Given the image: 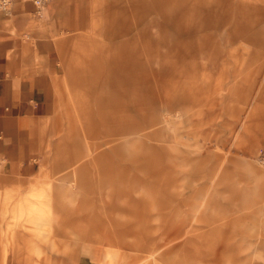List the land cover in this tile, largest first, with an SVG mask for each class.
Masks as SVG:
<instances>
[{
	"label": "rangeland",
	"instance_id": "1",
	"mask_svg": "<svg viewBox=\"0 0 264 264\" xmlns=\"http://www.w3.org/2000/svg\"><path fill=\"white\" fill-rule=\"evenodd\" d=\"M153 1L55 3V107L38 171L0 178V264H88L93 246L116 264H264V181L245 195L257 184L248 160L264 174V0ZM33 2L12 0L0 21L35 19ZM261 89L245 134L240 117ZM104 205L123 225L107 223ZM72 206L101 227H67Z\"/></svg>",
	"mask_w": 264,
	"mask_h": 264
},
{
	"label": "crops",
	"instance_id": "2",
	"mask_svg": "<svg viewBox=\"0 0 264 264\" xmlns=\"http://www.w3.org/2000/svg\"><path fill=\"white\" fill-rule=\"evenodd\" d=\"M11 1L9 0L7 3L0 5V11H9ZM16 1L18 3L20 0ZM56 2L57 0H43L40 5H37L34 0L35 13L37 14L35 19L26 16L23 17L22 21L19 20L20 18L14 21L2 18L0 21V178L4 180L31 176L39 168L38 143L42 129L41 125L54 111L57 95V72L59 70L60 55L56 42L53 40V37L57 34V27L54 26L52 21L55 16ZM152 2L154 1L152 0ZM194 9L197 12V7L194 6ZM161 17L166 23L173 21L172 15L165 14ZM151 21L154 23V19ZM182 23L183 20L180 22V26L184 31L195 30V22H192L190 25L186 24V26ZM156 25L159 28L161 27L158 23ZM31 29H34L32 32L35 35L33 36L35 40L34 42L25 41L22 35ZM118 32L121 34L122 30L119 29ZM43 35L45 38H42ZM36 36L39 38H35ZM129 42L127 41L126 44ZM256 69L257 67L254 70H250L247 75H244V77H250L251 80L242 88V98L244 100L252 92L253 96H255L256 90H258L256 77L259 72H256ZM244 77H240L236 84L244 82ZM185 88L190 89L183 84L181 90ZM263 89L259 91L253 102L247 101L245 104L247 107L250 106V110L244 108V112L239 120L240 127L245 134L254 118V112L260 105L259 98ZM169 90L168 84L165 90L166 97L172 98ZM184 93L180 94V101L186 96ZM219 168L220 164L217 165L218 170ZM247 170L248 174L255 176L257 181L254 187L245 189L248 202H252L255 199L254 196L259 194L258 183L261 184L264 181V174L259 173L250 160L247 162ZM72 174L76 175L77 169H74ZM37 176H39V173ZM124 184L123 182L120 183L119 187L125 186ZM10 189H7V192H11L9 191ZM76 195V191L71 193L68 200L70 199V202H73ZM258 199L260 200V203L259 201L258 203L262 207L264 205L261 202L262 198L259 196ZM200 206L201 203L196 210ZM86 210L84 207L72 206L70 214L66 218L67 227H101L95 221V213L90 209ZM115 211L110 210L105 205L102 207L103 215L106 217L108 224L112 226L123 225V223L117 221L122 217L121 212L114 213ZM126 224L129 223L127 222ZM71 232H73V229ZM81 238L83 241L92 242L89 237L81 235ZM97 240L98 243L104 242V240L103 242L100 239ZM157 251L151 254L152 258ZM101 256L102 253L98 247H90L87 255L88 264H116L115 261L111 262L101 259ZM142 258V256L136 255L135 260L129 262V264H136L143 260ZM146 259L149 260L150 258L146 257ZM148 264H151V262H148Z\"/></svg>",
	"mask_w": 264,
	"mask_h": 264
},
{
	"label": "bare ground",
	"instance_id": "3",
	"mask_svg": "<svg viewBox=\"0 0 264 264\" xmlns=\"http://www.w3.org/2000/svg\"><path fill=\"white\" fill-rule=\"evenodd\" d=\"M9 0H0V5H3L4 3H7ZM36 1V0H35ZM43 2V0L40 1V3H36L37 5H40Z\"/></svg>",
	"mask_w": 264,
	"mask_h": 264
},
{
	"label": "built area",
	"instance_id": "4",
	"mask_svg": "<svg viewBox=\"0 0 264 264\" xmlns=\"http://www.w3.org/2000/svg\"><path fill=\"white\" fill-rule=\"evenodd\" d=\"M40 1H41V0H36V1H35V3H37V4H38V3H40Z\"/></svg>",
	"mask_w": 264,
	"mask_h": 264
}]
</instances>
